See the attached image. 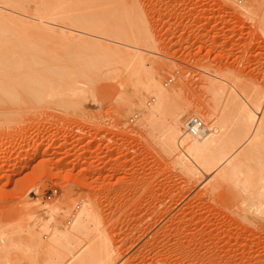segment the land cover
<instances>
[{"label": "bare ground", "instance_id": "bare-ground-1", "mask_svg": "<svg viewBox=\"0 0 264 264\" xmlns=\"http://www.w3.org/2000/svg\"><path fill=\"white\" fill-rule=\"evenodd\" d=\"M252 5L250 3L249 6ZM263 13L260 18L257 17L260 24L257 26L264 29ZM138 21L130 5L122 6L115 0H0V111H8L2 112L0 118L6 116L7 119L11 115L10 110L16 111V105L21 106L26 102L36 104L46 97L53 103L49 102L52 106L62 104L68 109L78 104H83L82 108L87 105L94 108L99 102H106L110 104L109 111L118 118L124 112L127 114V111L133 110L134 114L136 111V127L141 126L143 132L153 133L159 151L171 160L176 171L192 184L198 181L196 185L200 187L197 195H193L194 199L190 197L184 200L179 207L174 206L172 212H169L171 207H163L140 213L142 227L131 239V242H136L133 251L142 255L138 261L142 263L145 256L146 261L142 264H202L199 258L207 256L209 261V257L215 258V252L219 250L222 257L217 254L216 260L213 259L214 264H259L264 258V93L257 84L254 86L240 82L237 75L202 67L201 88L207 102H202L199 108L197 106L198 109L202 108L204 116L201 123L198 121L193 133H188L184 120L191 116L198 119L197 108L186 110L182 100H178L174 84L162 87L158 83L156 63L153 67V60L151 62L147 56L151 52L149 40L147 34L140 31ZM44 48L62 49L61 54L66 52L64 49H72V52L73 49H79L80 52L86 49L88 51L84 53L90 55L80 56L79 50L76 53L70 50L69 58L77 60H74L76 65L73 66V61L67 56L66 61L71 62L70 66L57 64L56 59H61L52 56L49 49L46 51L50 56L46 57L52 56L54 60L43 57L46 52H42L41 57L37 56L35 52L39 50L41 53L40 50ZM61 54L59 57L63 56ZM167 81L168 78H165L162 83ZM124 91L130 92L126 94L127 97H124ZM142 94L150 97L146 107L140 104ZM20 106L17 109L22 110ZM77 109H81V106ZM14 114L11 115L13 120L7 119L8 123L17 122L14 119L18 117H13ZM5 119L1 120L5 122ZM199 177L201 180H198ZM60 195L51 196L34 189L31 198L18 203L22 208L16 205H6L9 210L1 208L4 214L8 211L9 216L7 219L5 214L6 218L3 219L2 214L1 221H6L3 225L12 224L11 229L14 231L18 230L15 224L20 217L25 218H20L21 223L25 221L27 224L33 220L29 210L30 203L35 200L32 197H37L40 202L37 203L44 211L54 213L51 204ZM82 200L76 202L77 209L72 212L73 215L69 214V217L67 214L69 219L66 220L70 221L67 227L58 225L54 218L52 221L50 218L51 222L45 226L51 225L52 231L48 227L50 231L44 232L46 236L43 242H39L36 231L25 227L22 239L18 240L14 236L13 242H10L13 237L8 241V231L0 232V264L10 263L7 260L8 252L4 256L7 247L28 254L34 264H110L113 259L112 248L100 232L101 225L95 214L97 210H94L99 199L93 202V208L84 198ZM62 209L67 211L64 205ZM207 215L218 217V222L210 223L212 218L209 223L206 222ZM109 217L111 221L116 219L114 215ZM198 224L204 228L186 232ZM148 232V236L137 242L139 237ZM78 236H88L87 240L91 238V241L83 251L71 256V252L64 250L66 241L69 245L77 237L73 239L77 242ZM126 247L118 251L113 249L117 251L116 255H120ZM65 249L72 250V247ZM204 253L206 255L202 256ZM66 257L70 260L67 261ZM207 259L204 264L209 263ZM10 261L14 263V260Z\"/></svg>", "mask_w": 264, "mask_h": 264}, {"label": "rangeland", "instance_id": "rangeland-1", "mask_svg": "<svg viewBox=\"0 0 264 264\" xmlns=\"http://www.w3.org/2000/svg\"><path fill=\"white\" fill-rule=\"evenodd\" d=\"M115 1L118 4H122V6L130 5L133 8L137 21H140V25L138 21L140 31L147 34L146 36L149 40L151 47L149 52H151L147 56L151 62L153 60V67L156 63L158 83L162 87L174 84L177 88L178 100H182L186 110H193L197 106L199 108L202 102H207L206 95L201 88L203 74L200 71L204 67L207 70L215 71L217 69L216 71L218 72L222 71L223 73L237 75V79H241L240 82L250 83L254 86L257 84L256 86L262 91V94L264 93V29L261 26H257L260 25L257 17L260 18L261 13L264 12L262 9L264 0H252L249 3L247 2L249 0ZM250 3L253 5L249 6ZM244 5L248 6L249 8L247 7V9L252 11L247 10ZM46 49L47 51L48 49L49 51L51 50L52 56L61 59H56L57 64L76 65L74 60L75 62L77 60L69 58V56L71 53H76V50L79 49H73L74 52L70 49L71 53L69 56L70 50L64 49L66 56L64 52L62 56V49L60 51L59 48H55V50L54 48H44L40 50L41 53L39 50L35 53L41 57L46 52L43 57L49 58L48 60L53 58L51 60H54L55 58L52 56L46 57L50 56ZM84 51L88 50L78 51L80 56L86 54V57H89L87 55L90 54H87L88 52L84 53ZM153 53L154 55H152ZM60 54L62 57H59ZM66 57L73 61L72 65L69 60L66 61ZM165 78H168V81L163 84L162 82ZM127 91L123 92L124 97H127L128 93H130ZM145 95L142 94L140 99V104L141 106L144 105V107L150 103L149 95ZM47 98L42 99L46 100L45 102H42V100L36 104L30 102L33 106L29 102L30 105L27 102L21 106L16 105V111L12 109L11 112L8 109L11 115L15 113L13 117H18L14 119L15 121L17 120L15 123H13L14 121L8 123L7 119L9 121L13 120L11 115L5 114L9 116L7 119H5V115H3L5 116L4 118H0V120L5 119V122L1 120L3 124L0 122V216L3 214V219L6 218L5 214L8 212L6 211V205H9V207L16 205L22 208L18 203L28 197L31 198V193L34 189H38L39 193L51 196H55L58 193L61 194L60 197L62 198L59 197L58 200L51 204L54 206V213H52L44 211L39 206L38 203L40 202L37 197H32L35 200H32L29 207L33 216L31 223H27L28 225L25 221L21 223L25 218L23 217L22 219L20 217L22 220L19 218L18 225L15 224L18 230L14 231L11 229L12 224L11 226L10 223L3 225L6 221L2 222L0 218V232L6 233L8 231L9 234L6 233L7 238L10 237L8 241L13 237L10 241L13 242L15 238H18V240L22 239L25 227L33 232L36 231L37 236L40 237L38 239L39 242H43L46 236L44 232L48 233L50 231L47 230L48 227L52 231L51 225L48 227L45 225H48L53 218L58 222V225L67 227L70 221L66 219H69V214L76 211L78 199L81 201L84 198L85 202L87 201L92 208L94 206L93 202L99 199L94 210H97L95 214L99 218L98 222L101 225V228H99L100 232H102L106 243L108 242L107 244H110L109 246L112 248L113 259L110 264H142L146 261L145 256H143L142 263L139 262L138 257L140 258L141 254L138 251H133L136 242H131V239L140 232L142 227V219L139 220L140 213L143 210L151 211L153 209L152 211H156L163 207H171L172 209L170 208L169 212H172L174 206L175 208L179 207L184 200H188L190 197L192 199L194 194L197 195L200 189L199 185H196L198 181L195 182L196 184H192L183 178L180 172L176 171V167L172 166L171 160L159 151L158 143L156 144L157 139L153 133L143 132L141 126L136 127L135 120L138 119L136 111V114H133V110L127 111V114L122 111V113H125L123 116L118 111L121 114L120 118H118L115 113L109 111L110 104L106 102L101 101L94 108L88 107L87 104V107L85 105L86 108H82L84 105L78 104L77 107L74 106L76 109L71 107L74 109L71 110L69 107V110L67 107H63L62 104L52 106L53 103ZM146 103L147 105H145ZM197 103L198 105H196ZM17 106H20L22 110L17 109L19 108ZM80 106L81 109H77ZM25 107L29 113L26 112L27 109ZM198 108L196 111L199 116L196 119L201 123L200 120H202L204 113L202 108ZM4 110H2L3 114L8 112L6 109ZM2 112L0 111L1 116ZM198 180H201V177ZM182 192L183 196L179 195ZM174 200L176 201L174 202ZM64 201H67V206ZM81 202L84 201L82 200ZM63 205L64 208H67V211L62 209ZM4 207L6 208L5 214L3 213L4 210L2 212L1 209H4ZM154 207L156 208L154 209ZM67 214L69 217H67ZM109 215H114L116 219L111 221ZM207 217L205 220L208 223L211 218L210 223L214 221L217 223L219 219L215 216L209 217L207 215ZM50 218L51 221H49ZM7 219H9L8 214ZM55 221L53 222L57 223ZM156 227L153 229L155 230ZM198 227L200 229L204 228L202 224H198L187 229L186 232H192ZM146 234L144 233L142 237H139L137 242L142 241L145 236H148L149 232ZM84 236H78L77 242L73 240L77 237L70 239L77 245L81 244L80 247L74 242L70 245V240H68V242L70 241L68 245L66 241L67 247L65 248L69 249L72 247V250L69 249L67 251L64 248L65 252H71V256H73L76 252L83 251L91 241V238L87 240L88 236L87 238ZM130 242L131 244L126 247ZM18 243L20 242L18 241ZM121 247H126V249L121 251L120 255H116L115 253ZM74 248L75 250H73ZM7 249V251H4V256L8 252L7 260L10 262L9 264L12 262L10 260H14L12 264L35 263L28 254L18 252L20 249L18 251L16 249L11 250L8 247ZM73 251L75 252L73 253ZM218 251H216L217 253L215 252V258L212 257L211 259L209 257V261L207 256L202 257L206 254H202V258H199V261H203L201 263L204 264L205 259H207L208 264L210 262L214 264L215 261L213 262V259L216 260L217 254L222 257L221 252L219 253ZM69 260L68 258L67 261ZM124 260L125 262H123ZM261 260L259 264H264V258Z\"/></svg>", "mask_w": 264, "mask_h": 264}, {"label": "built area", "instance_id": "built-area-1", "mask_svg": "<svg viewBox=\"0 0 264 264\" xmlns=\"http://www.w3.org/2000/svg\"><path fill=\"white\" fill-rule=\"evenodd\" d=\"M198 126V120L194 117H186L184 120V127L188 131V133H193V131Z\"/></svg>", "mask_w": 264, "mask_h": 264}]
</instances>
